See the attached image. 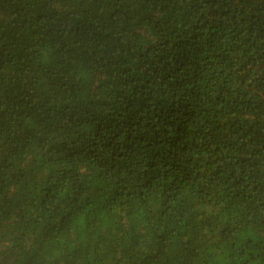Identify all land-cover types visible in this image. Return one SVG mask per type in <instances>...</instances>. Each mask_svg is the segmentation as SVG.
I'll use <instances>...</instances> for the list:
<instances>
[{"label":"trees","instance_id":"16d2710c","mask_svg":"<svg viewBox=\"0 0 264 264\" xmlns=\"http://www.w3.org/2000/svg\"><path fill=\"white\" fill-rule=\"evenodd\" d=\"M0 264H264V0H0Z\"/></svg>","mask_w":264,"mask_h":264}]
</instances>
